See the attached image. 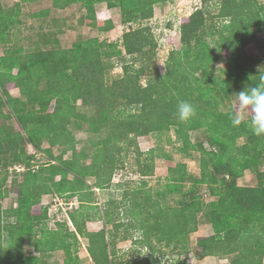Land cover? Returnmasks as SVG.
Masks as SVG:
<instances>
[{"label": "trees", "instance_id": "trees-1", "mask_svg": "<svg viewBox=\"0 0 264 264\" xmlns=\"http://www.w3.org/2000/svg\"><path fill=\"white\" fill-rule=\"evenodd\" d=\"M161 1L165 0H50V7L40 13L48 15L80 3L86 11L81 24L109 31L113 20L97 19L96 4L105 2L108 8H118L121 22L130 23L151 18L154 4ZM202 2L181 18V45L169 52L163 74L157 70L156 42L148 26L122 34L124 55L132 59L123 62L117 76L111 75L113 57L121 56V51L97 37L80 36L71 47L27 52L18 47L0 55V264H45L53 251L64 254V264H78L72 251L78 235L88 240L93 264H159L157 246H171V254L188 252L189 235L201 219L213 228L212 235L196 241L203 256L229 257L230 264H262L264 136H256L244 122L247 119L239 125H233L232 119L239 110L251 115L250 110L241 109L237 93L264 85V65L259 69L260 59L246 50L255 32L262 33L264 48V4L261 0ZM212 2L216 6L213 12L208 6ZM20 5L19 1L6 7L0 3V44L9 42L11 28L20 22ZM218 60L220 66H216ZM135 62L140 63L138 67ZM12 88H18L22 98L12 96ZM235 99L236 106L221 108ZM180 101L195 107L196 114L188 121L178 117ZM70 126L90 135L92 153L85 145L76 146ZM170 128L180 142L179 152L199 153V176L189 175L186 164L165 154L170 162L165 190L155 195L143 189L128 190L121 200L111 198L99 211L92 188H106L131 150L137 155L138 173L151 176L153 150L143 154L138 138ZM197 130L203 138L193 142L191 132ZM239 139L243 141L238 143ZM44 141L47 148L42 147ZM53 147L59 154L53 153ZM36 151L43 152L46 159L38 169L33 163ZM68 152L70 156L64 158ZM15 164L23 166L21 178L8 184ZM246 170L254 173L256 185L237 183ZM91 176L94 185H87L89 191L79 199L88 206L78 215L70 212L74 231L37 229L48 218L47 208L41 204L43 194L82 192ZM187 182L190 184L184 189ZM10 191L16 193L17 205L4 209L1 200ZM174 192L181 195L178 205L163 207L161 199ZM99 212L111 228L88 231L85 220L95 219ZM11 215L15 220L6 221ZM123 215L126 220L119 218ZM131 229L141 236L136 237ZM127 239L140 243L148 254L124 261L116 246ZM25 241L32 244L33 253L25 252Z\"/></svg>", "mask_w": 264, "mask_h": 264}, {"label": "rangeland", "instance_id": "rangeland-1", "mask_svg": "<svg viewBox=\"0 0 264 264\" xmlns=\"http://www.w3.org/2000/svg\"><path fill=\"white\" fill-rule=\"evenodd\" d=\"M20 2V22L13 26L9 32V42L7 44H0V55L5 53L6 49L21 47L24 51H33L39 49H48L54 47H71L73 42L77 40L80 36L83 38L97 37L100 41L106 43H111L116 45V50L121 51V56L114 55L113 63L114 68L111 72L112 76H117L122 73V64L127 61L130 62L132 57H127L124 55V49L122 48V34L129 29L136 28L139 26H148L151 29L154 40L156 42V65L159 73L163 74L165 72V63L169 52L175 48L180 47V32L179 23L183 16L189 15L196 8L203 5L202 0H165L157 2L154 4V14L151 18L146 20H139L130 23L121 22V13L118 8H108L105 2L98 3L95 6L96 17L99 20H105L107 18L113 20L114 27L109 31H99L95 27L81 24L79 21L85 14V9L80 3H73L68 5L64 9H58L56 12L53 10L49 12L48 15H42L41 10L50 7V0H40V1H22V0H0L3 6H12L16 2ZM264 4V0H261ZM210 10H216L215 4L212 2L208 4ZM60 27L61 30L57 31ZM55 32V33H54ZM57 41H56V39ZM263 35L261 32H255L249 39L246 45V50L254 57L259 58L260 61L257 63L259 69L263 68L264 63V48L262 47ZM211 44L214 43L211 41ZM139 62H135V66H139ZM219 60L216 66H220ZM148 75L151 74L147 72ZM147 75L141 78L142 84L145 83ZM12 96L21 97L20 90L18 88H12L9 90ZM237 101L232 100L230 102L223 103L221 108L223 110H228L232 106H236ZM85 112L90 113L91 110L83 109ZM236 115H241L242 120L248 119L250 116L246 111H237ZM1 122V120H0ZM73 130L74 135L77 140V147L86 146L88 153L93 152V146L90 145L89 138L90 135L83 129H76L70 126ZM198 138H203V135L197 130L191 132V140L194 142ZM243 140L239 139L238 143ZM138 144L140 150L143 154L152 151L154 155V172L151 176L143 177L138 173L137 168V155L134 151H130L125 157V164L118 170H115L112 175L111 183L106 188H95L91 190L92 200L96 202V208L99 211L105 206H107V201L111 198L114 200H121L123 193L132 189H143L148 190L152 195H155L159 190H165L168 178V168L170 162L166 161L164 158L165 154H172V159L174 162H183L187 164L189 168L187 173L193 177L199 176V153L197 151H190L189 154H182L179 152L178 147L180 142L177 140L175 131L170 128L168 131L162 134H148L138 138ZM43 148L48 147V143L44 141L42 143ZM55 155L59 154V149L56 147L52 148ZM149 155V154H148ZM70 152L64 154V158H68ZM43 152L35 153L34 168L38 169L41 164L46 162ZM146 155L140 156L141 159L145 158ZM145 160V159H143ZM90 162V159L87 160ZM16 165V164H15ZM22 166V165H21ZM22 171H15V169L10 168L9 178L7 180L8 184L16 178L19 180L21 178ZM95 178L93 176L86 178V185L82 192L75 193L73 195L59 194L57 192L51 191L50 193L43 194L41 196V204L47 208L48 218L43 221L39 227L44 230H61L65 228L68 231H74V224L70 212L78 215L79 210H83V206H88L86 204H81L79 201L80 195L87 193L89 190L87 185H94ZM239 185L244 186H254L257 184V179L254 173L250 170H246L244 174L237 179ZM190 183L187 182L184 189L188 187ZM165 199H161L163 207L176 206L181 198L179 192H174L171 194H166ZM207 195H203V200H208ZM2 206L4 209H9L10 207H15L17 205V195L15 192L10 191L2 200ZM100 212L95 217V219H86L85 226L88 231L94 229L100 230L104 227L111 228V224L106 225L103 220L100 219ZM122 220H126L125 216H119ZM15 217L12 215L6 219V221H13ZM208 223V222H207ZM201 222H199V225ZM209 224V223H208ZM211 226V224H209ZM197 227V228H198ZM212 227V226H211ZM205 227H201L200 230L205 232ZM124 230L123 227L120 228V234ZM133 232L136 237H140V231L129 230ZM124 232V231H123ZM38 235L40 233L38 232ZM190 239V235H189ZM198 239V238H197ZM196 239V241H197ZM76 250L80 253V258L82 260H88L90 255L87 251L88 240L82 238V240H77ZM191 242V241H190ZM84 244V245H83ZM118 250L124 256V261H128L130 256H145L148 254V249L143 248L140 243H133L131 240H119ZM25 252L28 254L33 253L32 244L25 241ZM167 246L158 245V250L155 253L167 252L169 248ZM156 248V249H157ZM191 249V245H190ZM189 249V250H190ZM64 254L61 251H53L48 254L46 259L48 261L45 264H59L62 262ZM77 256V254H76ZM156 256V255H155ZM165 257V264H175V258L173 255L167 253L162 256ZM173 260L175 262H173ZM92 261V260H91ZM91 263V262H90ZM93 263V261H92ZM88 264V263H85Z\"/></svg>", "mask_w": 264, "mask_h": 264}, {"label": "clouds", "instance_id": "clouds-1", "mask_svg": "<svg viewBox=\"0 0 264 264\" xmlns=\"http://www.w3.org/2000/svg\"><path fill=\"white\" fill-rule=\"evenodd\" d=\"M237 94L241 109L251 112L250 117L244 122L256 136H264V85L258 84ZM177 111L180 121H188L196 114L195 107L187 101H180ZM241 122V115H236L232 119L233 125H239Z\"/></svg>", "mask_w": 264, "mask_h": 264}, {"label": "crops", "instance_id": "crops-1", "mask_svg": "<svg viewBox=\"0 0 264 264\" xmlns=\"http://www.w3.org/2000/svg\"><path fill=\"white\" fill-rule=\"evenodd\" d=\"M187 165V164H186ZM189 168L187 167V170ZM200 171V169H199ZM252 186V185H250ZM201 224L199 225V227L196 229V231L190 233V245H191V249L188 252H183L181 251V253L178 254H171V249L172 247L169 246L167 248H169V250H167V252H162L161 254L159 253H155L156 256H158L159 258V264H165V257L163 258L162 256L169 253L171 255H173V257L176 259L175 261L173 260V262H175V264H230V258L229 257H220V256H215V255H206L203 256L201 254V248L199 246H197L196 244V239L197 238H203V237H208L210 235L213 234V228L203 219L200 220ZM201 227H205L203 229H205V232L203 233L201 229ZM73 231V230H71ZM98 231L97 229L92 230V232ZM82 238L78 235L77 240H82ZM78 242V241H77ZM75 245L72 246V251L77 254L78 258H79V262L78 264H93L91 261V258H89L88 260H82L80 257V253H78V251L76 250L77 246H76V242L74 243ZM84 245V244H83ZM165 246V245H164ZM118 247H120L117 243L116 249H117V254L121 255L122 252L124 251L123 249L120 251L118 250ZM167 248H162V249H167ZM87 249V248H86ZM146 249V248H145ZM48 261V259H46V262ZM91 262V263H90ZM153 262H151L152 264ZM56 264V263H55ZM58 264V263H57ZM59 264H64V261L62 260V262H59ZM121 264H126L125 262L121 263ZM262 264H264V257L262 260Z\"/></svg>", "mask_w": 264, "mask_h": 264}, {"label": "built area", "instance_id": "built-area-1", "mask_svg": "<svg viewBox=\"0 0 264 264\" xmlns=\"http://www.w3.org/2000/svg\"><path fill=\"white\" fill-rule=\"evenodd\" d=\"M11 169H15V170L19 171V170L23 169V166L17 164V165H14Z\"/></svg>", "mask_w": 264, "mask_h": 264}]
</instances>
